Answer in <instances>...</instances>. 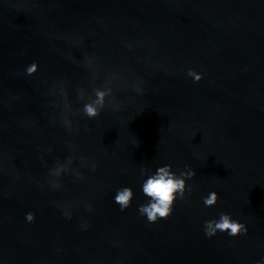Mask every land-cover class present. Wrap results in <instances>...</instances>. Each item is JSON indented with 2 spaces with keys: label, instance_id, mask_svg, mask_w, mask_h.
I'll return each mask as SVG.
<instances>
[{
  "label": "water",
  "instance_id": "water-1",
  "mask_svg": "<svg viewBox=\"0 0 264 264\" xmlns=\"http://www.w3.org/2000/svg\"><path fill=\"white\" fill-rule=\"evenodd\" d=\"M163 165L185 193L149 223ZM221 213L247 231L206 236ZM262 257L264 0H0V264Z\"/></svg>",
  "mask_w": 264,
  "mask_h": 264
},
{
  "label": "clouds",
  "instance_id": "clouds-1",
  "mask_svg": "<svg viewBox=\"0 0 264 264\" xmlns=\"http://www.w3.org/2000/svg\"><path fill=\"white\" fill-rule=\"evenodd\" d=\"M36 67L33 62L26 69L28 74H31ZM98 99L101 94L97 93ZM102 104V99H101ZM84 112L88 116L99 115V109L93 104H87L84 107ZM192 175H195L193 172ZM190 190V189H189ZM141 191L147 198L146 202L139 205L138 212L141 216L146 217L149 223L156 222L158 219L167 218L172 210L173 203L177 198H183L185 193V181L181 175H177L171 169V165L159 166L153 173L148 175L141 184ZM133 198V192L130 187H122L116 190L114 201L119 204L123 211L128 208ZM216 193L210 192L207 197L203 198L205 206H211L216 201ZM65 216H70L65 214ZM25 219L28 222L34 220V215L31 212L26 213ZM86 226V225H85ZM227 232L229 236H236L238 233L246 232L247 228L241 222L231 218L229 214L221 213L219 219L205 221L204 232L208 237L214 236L217 232ZM258 264H264V257Z\"/></svg>",
  "mask_w": 264,
  "mask_h": 264
}]
</instances>
